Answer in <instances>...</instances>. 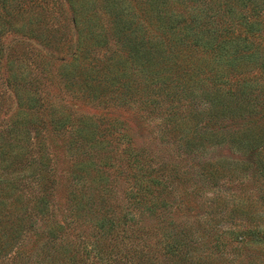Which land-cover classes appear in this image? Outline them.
<instances>
[{
	"label": "trees",
	"instance_id": "16d2710c",
	"mask_svg": "<svg viewBox=\"0 0 264 264\" xmlns=\"http://www.w3.org/2000/svg\"><path fill=\"white\" fill-rule=\"evenodd\" d=\"M104 2L113 28L111 41L98 30V26H89L87 11L91 9L90 4L85 5L82 0L74 3L77 18L73 25L78 30L74 41L75 55L61 63L64 72L79 82L72 97L78 105L95 103L96 106H110L103 91L110 92L109 98L118 106L123 105L124 97L133 99L134 108L128 111L136 124L145 121L142 112L154 118L157 114L151 108L161 103L169 106L174 102L179 104L183 100L188 102L182 108L184 110L170 108L164 110L165 118H159V123H162L159 129L174 131L182 123L191 127L203 117L210 120L220 108L229 110L231 117L230 110H238L235 105L242 109L244 102L241 104L240 100L254 97L252 92L260 87L249 76H240L249 74L253 68L264 76V0ZM26 4L25 1L20 2V13L27 11ZM97 8L94 14L103 10L100 6ZM23 17L29 20L28 15ZM178 19L192 24L188 32H176L172 22ZM31 26L25 27L27 37L35 36L43 41L44 46L52 47L54 40H50L39 25L36 30ZM96 49H101V58H96ZM39 73L42 71L37 67L31 69L26 87H13L15 90L18 88L12 96L16 111L5 118L9 136H21V125L33 123L39 128H35L28 140L32 150H43L44 144L39 140L42 127L38 124H43L46 119L56 135L57 128L63 131L59 137L63 146L68 148V144H73L72 140L81 146L79 158L77 163L70 165L72 169L65 172L68 176L60 181V200L52 191L56 180L49 174L44 155L39 156L36 162L30 161L33 169L26 189L17 187V182H0V204H3L5 190L14 191L10 195L15 197L12 201L17 203L21 200L20 207L24 204L28 207L24 210L33 216L25 232L35 240L34 248L27 252L26 258L24 249L17 251L19 248L14 246L20 233L11 232L8 238L0 240L1 259L13 253L11 260L17 264H233L236 260L237 264H264V229L257 231V228L249 227L240 231L233 225L232 228L220 229L215 223L209 224L212 219L202 224L190 216L170 220L171 206L163 201L165 194L161 191L166 186L171 188V181L166 179V183L160 179L159 170L162 168L148 170L138 165L140 154L133 148L126 149L124 157L125 177L130 178L124 192L126 206L118 212L109 208L105 203V180L100 176L107 151L97 148L101 142L97 140L96 126L90 123L92 118L80 110H66L64 105L55 108V102L60 99L56 93L62 88L53 79L51 86L56 92L50 95L44 106L33 109L41 99V96H35L39 88L36 80ZM199 76L202 79L196 78ZM205 80L210 82L208 87L196 86ZM15 83V80H6L8 86ZM195 89L199 92L196 93ZM132 92L139 95L137 105ZM212 93L217 96L204 98ZM152 94L162 96L161 100L153 99ZM221 98L233 106L222 104ZM197 101L206 103L199 113L193 111ZM30 110L32 113L28 112ZM73 118L77 127L67 130L65 125L70 124ZM104 119L110 126L119 122L117 117ZM257 123L248 121L240 125L243 129L236 128L244 130L243 135H248L250 132L246 130L259 128ZM230 127L229 122L223 132L225 138L232 135ZM200 131L193 127L190 138L199 141ZM123 136L127 137V134H121ZM255 138L250 136L248 141L255 142ZM253 156L257 162L264 160V146ZM205 169L203 173L207 174ZM180 196L184 201L183 194Z\"/></svg>",
	"mask_w": 264,
	"mask_h": 264
},
{
	"label": "rangeland",
	"instance_id": "374dc122",
	"mask_svg": "<svg viewBox=\"0 0 264 264\" xmlns=\"http://www.w3.org/2000/svg\"><path fill=\"white\" fill-rule=\"evenodd\" d=\"M23 1L27 2L25 5L27 11L20 13L19 4ZM82 1L85 5L90 4L91 6V9L87 11V15H90L88 17L89 26H98V30L106 34L107 40L108 38L109 41L113 40L110 36L113 30L111 19L108 16L109 13H106L105 8L108 7L104 0ZM76 2L77 0H0V182H17V187L21 190L26 189L29 174L33 169L29 165L30 161L36 162L39 156L44 155L49 174L56 180L52 191L60 200V193H62L60 181L68 176L65 172L72 169L70 165L78 162L81 146L73 140V144H68V148L63 146L60 143L61 139L59 140L60 132L63 133V131L57 128L58 135H56L46 119L43 120V124H38L42 127L39 140L44 144L43 150H38V152L32 150V144L28 140L35 128H39L37 125H32L33 123L27 122L28 124H22V128H19L23 139L20 135H15V138L13 134L9 136L8 123L5 118L16 111V103L12 96L18 88L16 87L15 90L13 87L15 85L26 87L30 70L37 67L42 73L36 77L39 88L35 96H41V99L33 109L44 106L50 99V95L56 92L51 86L53 79L62 88L56 93L60 99L55 102V108L64 105L66 110H80L84 115H90L92 118L90 123L96 126L97 140L101 142L97 148L107 151L106 162L100 168V176L105 180L104 186L107 194L105 203L109 208L118 212V209L126 206L124 192L130 184V178L125 177L127 170L124 157L126 156L125 150L133 148L140 154L137 159L138 165L148 170L162 168L159 170L160 179L171 181V188L166 186L161 191L165 194L163 201L171 206L168 216L170 220L190 216L200 220L202 224L212 219L209 224L210 222L215 223L220 229L232 228L233 225L235 230L240 231L249 227L257 228V231L263 230L264 160L257 162L258 159L253 160V155L255 151L264 146V110H262L264 107V76L259 74L257 68L250 69L249 74L244 73L240 76L241 78L249 76V79L260 87H256L252 92V95L257 97L256 99L254 97L247 98V101L242 99L240 100L241 104L244 102L242 109L235 105L239 111L230 110L233 114L231 117L228 114L229 110L225 111L220 108L210 120L203 117L196 126L191 127L182 123L174 131L169 128L159 129V125L162 124L159 122L161 118L166 117L164 110L170 108L184 110L182 108H185L188 102H183V100L179 104L174 102L169 106L161 103L151 108L157 114L154 118L142 112L146 119L136 124L132 114L128 111L134 106L133 99L128 100L124 97L123 105L118 106L117 102L109 98L110 92L103 91L102 94L105 95L110 106H96L95 103H93L95 106L78 105L72 97L78 90L79 82L71 74L64 72L63 63H61L70 60L71 56L75 55L73 53L75 51L74 41L78 30L73 25V21L77 18L74 6ZM98 6L103 10L94 14ZM26 15L29 16L28 21L23 17ZM149 20L154 22L153 18ZM29 24L32 25L33 30H36L39 25L44 34L48 35L50 40H54L52 47L44 46L43 41L35 36L27 37L25 27ZM172 24L176 27V32H188L192 26V24L181 22L180 19ZM100 50L96 49L94 53L96 58H101L102 51ZM45 55L47 59L43 60ZM196 78L202 79V76ZM8 79L15 80L16 83L8 86L6 84ZM209 85L210 82L205 80L196 86L206 88ZM198 90L195 89V92H199ZM132 93L135 105L139 104V95ZM216 96V93H212L204 98H215ZM151 97L155 100L162 98L157 94H152ZM204 102L194 103L193 111L199 113L204 110V104H206ZM221 102L224 105L233 106L223 98ZM24 109H27V106H24ZM31 110L28 112L32 113ZM75 115L77 118L76 112ZM81 116L83 115L80 114ZM112 117H117L119 122L110 126L104 118ZM178 117L181 118V116ZM33 120L35 121L36 118ZM253 120L258 122L259 128L246 130L250 132L248 135H243L242 132L245 131L236 128ZM75 122L73 118L70 124H66L67 130L77 127ZM229 122L232 135L225 138L223 132L227 125L229 126ZM193 127L201 130L199 141L190 138L193 134H191ZM123 133H126L127 137H121ZM250 136L251 139L252 136L257 137L256 141H248ZM238 140L239 143H237ZM92 157L98 161L96 155L92 154ZM204 167H206L205 172L208 171L207 174L203 173ZM4 193L3 204H0V236L4 233L0 240L8 238L11 232L20 233L14 246L19 248L17 251L24 249L23 256L27 258V252L34 248L33 241L35 240L34 236L26 233L25 230L33 216L24 204L20 207L21 200L17 203L12 201L15 197L10 195L14 191L5 190ZM180 194H183L184 201H181ZM26 208L27 210H24ZM12 256L13 253L9 257L0 258V264H17L11 260ZM237 261L233 264H237Z\"/></svg>",
	"mask_w": 264,
	"mask_h": 264
}]
</instances>
